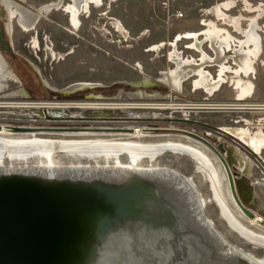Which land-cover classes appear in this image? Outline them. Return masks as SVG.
<instances>
[{
	"label": "bare ground",
	"instance_id": "1",
	"mask_svg": "<svg viewBox=\"0 0 264 264\" xmlns=\"http://www.w3.org/2000/svg\"><path fill=\"white\" fill-rule=\"evenodd\" d=\"M26 1L0 0L1 9L6 14L3 26L8 36H11L13 23L22 32L31 33L36 30L40 19L53 11L65 13L69 25L78 31L81 25L80 16L83 13L87 14L92 8L102 7L103 1L113 0H58L57 3L52 1L53 4L38 11H32L21 4ZM232 8V2H224L216 5L212 11L219 21H223V24H227L235 33L242 35V39L235 42L228 32L214 24L207 25L203 36L198 33L177 36L176 42L180 39L191 41L192 44L187 49L194 50L201 57L199 60H184L176 49L177 44L171 42L170 47L173 50L169 57L175 69L162 73L157 82L168 85L177 92L182 88L185 79H197L191 84L192 87L210 96L226 84V74H230L237 78L232 81L235 83L234 89L237 90L236 100L241 101L244 96L250 94L252 83L243 78L255 73L254 61L261 53V39L257 34L261 12L256 8L253 10L257 13L256 16L248 19L242 15L230 18L226 12ZM50 9L52 11L49 12ZM244 20L248 21L246 28H242ZM204 43L210 45L215 56L213 60L203 51ZM225 51H232V65L235 68L226 66ZM211 66L219 69L216 80L204 71L206 67ZM13 78L17 79L9 71L0 54V99L7 100L11 96V99H22L21 96L26 95L21 87L12 94H3L2 90L7 88L8 81ZM41 82L46 87L42 80ZM74 85L55 92L73 95L97 88L96 85L87 83ZM153 85L147 78L142 82L128 84L133 88ZM128 96L130 101L151 102L155 101L153 97L156 95H148L140 90ZM100 101H103L102 98L88 95L82 99L81 104H75L74 107L58 102H21V108L25 109L27 114L22 117H7L8 124H0V181L30 178L29 181L36 182V179H39L37 181L43 183L48 181L84 184L91 181L110 183L116 177L118 180L154 178L165 186L163 188L167 196L174 194L181 196L183 202L186 201L189 209L187 218L203 230L211 243L208 244L209 247L212 246V251L219 258H222V255L226 261H235L238 264H264V231L253 229L264 224V217L250 210L254 217L242 224L229 212L220 190V179L226 178L228 181L225 174V168L228 167L234 183L242 179L246 184V188L241 190L245 203L239 199L235 188L240 205L247 209L255 207L264 211V130L251 132L247 127H223L217 130L220 132L217 137L225 139L227 144L224 152L218 150L225 157L216 153L218 160L225 165L223 173L218 162L211 158L213 154L210 157L205 151L188 142L169 139L141 140L151 139L147 135L148 132L151 135V129L154 128L148 127L147 124L141 126L142 119L134 114L131 119H122L123 115H131L129 112H123V109H126L124 104ZM9 104L11 105L10 102ZM132 105L138 104H128L127 107ZM74 109L79 111L78 116L72 112ZM168 128L172 130L171 127ZM107 135L124 138H102ZM254 169L261 174L259 179L252 178ZM231 201L241 211V206L235 202L232 194ZM183 211L185 213L184 209ZM203 263L205 261L199 264Z\"/></svg>",
	"mask_w": 264,
	"mask_h": 264
},
{
	"label": "rangeland",
	"instance_id": "2",
	"mask_svg": "<svg viewBox=\"0 0 264 264\" xmlns=\"http://www.w3.org/2000/svg\"><path fill=\"white\" fill-rule=\"evenodd\" d=\"M52 1L57 3L58 0H27L24 4L32 11H38L53 4ZM224 2H232L234 5L229 12H226L230 18L242 15L248 19L256 16L257 13L253 11L256 8L261 12L258 20L260 29L257 33L261 39V53L254 61L255 73L243 78L252 83L251 93L244 96L241 101L236 100L237 90L234 89L235 83L232 81L237 78L230 74H226L228 79L226 84L210 96L192 87L191 84L197 79H185L182 88L177 92L168 85L157 82L162 73L175 69L169 57L173 50L170 47L171 42L177 44L176 49L180 58L199 60L201 57L194 50L187 49L191 46V41L180 39L176 42L177 36H183L185 33H198L203 36L207 25L214 24L228 32L235 42L242 39V35L235 33L231 27L223 24V21H219L212 11L216 5ZM5 16V12L0 9L2 30ZM80 22V28L76 31L69 25L65 13L53 11L40 19L35 33H24L14 23L12 24L11 36H7L11 50L10 52L0 50V54L9 71L17 79L8 81L7 88L2 92L4 95L12 94L22 88L26 95H22V99L18 97L11 99L12 96L7 100L0 99V124H8L6 121L13 116L22 117L27 114V111L21 108V102H58L68 103L74 107L75 104H81L86 96L93 95L102 98L103 101L100 102L124 104L126 109H123V112L126 114L129 112L131 115L126 117L123 115L122 119H131L134 114L142 119L141 126L147 124L148 127L154 128L151 129V135L150 132L147 135L151 139L141 140L169 139L188 142L205 151L210 157L213 154L211 158L218 162L223 173H225V165L218 160L216 153L220 154L218 145H222L225 149L227 144L225 139L217 137L219 136L217 133H220L217 130L223 127H247L251 132L264 130V0L103 1L102 7L92 8L86 15L83 13ZM247 25L248 21H242V28H246ZM202 49L210 59H214L215 56L208 43H204ZM231 54L232 51L224 53L226 66L235 68L232 65ZM31 67L35 68L37 74ZM205 69L210 78L216 80L219 69L215 66ZM144 78L149 79L154 85L138 88L128 86L130 83L142 82ZM39 80H42L46 87L41 85ZM80 83L93 84L97 88L93 91L64 96L55 92ZM140 90L148 95H156L157 97H153L155 101H130L128 95ZM128 104L138 105L127 107ZM30 111L33 112L32 109ZM72 112L77 113L76 116L79 115L78 110L74 109ZM128 121L124 120V122ZM246 123L248 125H245ZM39 137L43 136L39 135ZM84 137L88 138V136ZM102 138L124 137L107 135ZM220 156L225 157L222 154ZM224 161L226 162L225 159ZM260 176L261 174L254 169L252 178L259 179ZM63 182L67 181L63 180ZM220 184L221 195L225 200L224 203L227 202L229 212L236 220L246 224L249 218L231 201L227 179L221 178ZM180 197L174 194L167 196V209L173 211L175 209L179 212L177 214H180L173 221L175 226L178 225L176 244L190 249L196 255H202L200 260L195 259L196 264L201 261L207 264L209 257L204 250L211 243L203 230L187 218L188 205ZM241 207L247 209L244 205ZM239 212L241 214H238ZM182 218L185 223L181 222ZM253 229L264 231V224ZM221 257L223 258L222 255ZM222 260L226 261L225 258ZM226 264L238 263L226 261Z\"/></svg>",
	"mask_w": 264,
	"mask_h": 264
},
{
	"label": "water",
	"instance_id": "3",
	"mask_svg": "<svg viewBox=\"0 0 264 264\" xmlns=\"http://www.w3.org/2000/svg\"><path fill=\"white\" fill-rule=\"evenodd\" d=\"M7 36L0 28V50L10 52ZM217 148L224 152L222 145ZM225 170L241 206L235 188L245 203L246 184L234 183ZM117 178L84 184L0 181V264H196L202 255L176 244L173 221L180 214L167 209L161 184L154 178ZM240 208L248 218L254 217L251 211L264 217L255 207ZM205 249L207 264H226L212 246Z\"/></svg>",
	"mask_w": 264,
	"mask_h": 264
},
{
	"label": "flooded vegetation",
	"instance_id": "4",
	"mask_svg": "<svg viewBox=\"0 0 264 264\" xmlns=\"http://www.w3.org/2000/svg\"><path fill=\"white\" fill-rule=\"evenodd\" d=\"M21 4H22L23 6H25V4H24V3H21ZM25 7H26V6H25ZM0 9H1V6H0ZM85 15H86V14H85ZM68 23H69V22H68ZM33 32L35 33V31H33ZM33 32H32V33H33Z\"/></svg>",
	"mask_w": 264,
	"mask_h": 264
},
{
	"label": "crops",
	"instance_id": "5",
	"mask_svg": "<svg viewBox=\"0 0 264 264\" xmlns=\"http://www.w3.org/2000/svg\"><path fill=\"white\" fill-rule=\"evenodd\" d=\"M234 6V5H233Z\"/></svg>",
	"mask_w": 264,
	"mask_h": 264
}]
</instances>
